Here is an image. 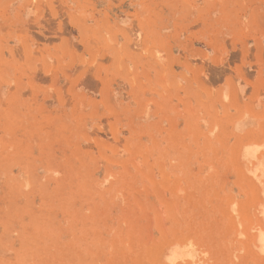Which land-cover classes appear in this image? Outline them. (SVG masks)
Instances as JSON below:
<instances>
[{
    "label": "rangeland",
    "instance_id": "1",
    "mask_svg": "<svg viewBox=\"0 0 264 264\" xmlns=\"http://www.w3.org/2000/svg\"><path fill=\"white\" fill-rule=\"evenodd\" d=\"M264 0H0V264H264Z\"/></svg>",
    "mask_w": 264,
    "mask_h": 264
},
{
    "label": "bare ground",
    "instance_id": "2",
    "mask_svg": "<svg viewBox=\"0 0 264 264\" xmlns=\"http://www.w3.org/2000/svg\"><path fill=\"white\" fill-rule=\"evenodd\" d=\"M262 214H263V216H264V210L262 211Z\"/></svg>",
    "mask_w": 264,
    "mask_h": 264
}]
</instances>
